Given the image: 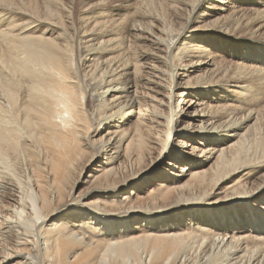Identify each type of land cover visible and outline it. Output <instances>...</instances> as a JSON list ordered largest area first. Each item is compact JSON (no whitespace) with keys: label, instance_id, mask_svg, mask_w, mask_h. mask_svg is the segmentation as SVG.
<instances>
[{"label":"bare ground","instance_id":"obj_1","mask_svg":"<svg viewBox=\"0 0 264 264\" xmlns=\"http://www.w3.org/2000/svg\"><path fill=\"white\" fill-rule=\"evenodd\" d=\"M43 1L0 0V264H264V0Z\"/></svg>","mask_w":264,"mask_h":264},{"label":"rangeland","instance_id":"obj_2","mask_svg":"<svg viewBox=\"0 0 264 264\" xmlns=\"http://www.w3.org/2000/svg\"><path fill=\"white\" fill-rule=\"evenodd\" d=\"M65 6H70L71 3H72V0H63ZM109 2L113 3L116 7L118 5H121L122 4V0H103V4L104 6H107L109 4ZM28 7H30L31 9H33L34 5H38L41 9H43L45 6H48L47 4L44 3L43 0H26V3ZM113 5V6H114ZM114 6V8H115ZM128 9L126 11H124L125 13H128L127 12ZM99 12L98 9H89L88 11H82V16L87 18L89 22H92L96 19L97 17V13ZM184 14V13H183ZM189 14V13H188ZM81 16V10L78 8L77 10V27L80 26V22L78 21V18ZM184 18H186L184 15H183ZM188 17V16H187ZM63 18V19H62ZM62 19V23H64V26L67 27V29L65 28H62L64 30H61V29H58L56 27H52V26H49V25H44L42 26L41 30H44L45 28H51L52 29H56L57 33H54L55 34V37L51 38L52 41H54L55 43L61 45V46H68L69 49H70V54H71V58L73 59V68L75 69L76 68V55H75V51L79 45V41L82 40V34L81 32L85 29H87L88 27L86 25H84L83 27L81 26L78 30L77 29H74L73 26L71 25L72 21L73 20H69V17L65 18V16L61 17ZM65 21V22H64ZM18 23H20V21H18ZM42 32V31H41ZM39 33L40 36H42V33ZM198 33H196L195 35H197ZM79 35L81 36L79 38ZM112 35H110L108 37L111 38ZM78 41V43H77ZM145 49V48H144ZM153 51L155 50V48H151ZM188 60L190 59H186V62H188ZM165 70V68H164ZM168 70V69H167ZM143 78H145L146 80H150V81H155L156 79H153V77H150V76H146V75H142ZM152 79V80H151ZM140 91L144 92V89L141 87L140 88ZM141 93V92H140ZM153 96L157 97V98H160L162 97L161 95L159 94H156V93H152ZM145 103L148 105V99L145 98L144 96V99ZM92 130L93 128L91 129V132H89V137L92 135ZM78 149H80L82 151V154H79L78 156V163H77V166H76V169H75V172L74 174L72 175V178H71V181H70V184H69V190L73 189L75 190V195L74 194H71L70 198H73V195L74 197L75 196H78V199L77 201L82 204V205H86L85 203V194L87 193L88 191V187L90 186L89 184L85 183L87 177L90 175V174H95V171H97L99 165L101 164L102 162V159H98L96 162L94 161L95 159V153H94V150L92 148V146H88L85 144L84 141H78ZM156 156H154L153 158L151 159H148V161L146 162L147 165L151 164L152 160L155 158ZM89 161H92L90 164H88ZM169 161V158H165L164 159V163L161 164L162 167H165V162H168ZM178 165V164H177ZM82 166L83 169H82ZM181 166V165H179ZM184 166V165H182ZM150 167H145L144 169H148ZM143 169V170H144ZM45 175V174H43ZM42 175V179H43V184H45L44 182H46V179H45V176ZM163 174L162 172H156V174L154 175H151L149 176V179H152V180H159V181H163L162 178H163ZM165 177V176H164ZM256 183V181L254 182ZM139 184V183H138ZM138 184H136L133 188H127L129 190L131 189H135L136 186H138ZM131 185H134L131 184ZM125 189V188H123ZM148 189H151L150 187H146L144 190H141L142 193L144 192H147ZM72 190V191H73ZM126 195V192L122 191L121 194L119 195L120 197H123ZM141 197L145 198L144 195H141ZM138 200H134L133 203H137ZM143 204H145L143 201L141 202ZM29 213V212H28ZM27 220V216H23L21 217L22 218V221H26L25 219ZM21 218L17 217V220L21 222ZM135 221L133 220H129V219H123L120 224H134ZM136 223V222H135ZM108 225H118L117 223L115 222H108Z\"/></svg>","mask_w":264,"mask_h":264}]
</instances>
